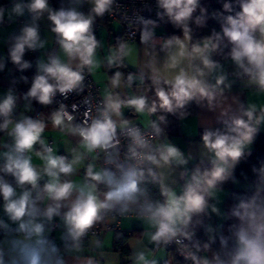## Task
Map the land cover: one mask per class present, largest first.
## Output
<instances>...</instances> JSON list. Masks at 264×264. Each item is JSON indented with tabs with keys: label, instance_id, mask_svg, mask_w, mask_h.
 Here are the masks:
<instances>
[{
	"label": "crops",
	"instance_id": "crops-1",
	"mask_svg": "<svg viewBox=\"0 0 264 264\" xmlns=\"http://www.w3.org/2000/svg\"><path fill=\"white\" fill-rule=\"evenodd\" d=\"M31 2L32 0H7V3L0 8V17L10 21L9 24L0 26V103L8 95H12L14 105L9 115L24 118L33 116L37 112L36 121L45 125L41 134L42 143L38 141L31 151L24 153L39 173V179L34 188L29 184L19 185L13 175L8 182L7 179L5 182L14 188L16 194L14 198H18L24 191H29L30 200L36 203L35 196L40 186L52 181L44 171L45 160L42 159L43 155H47V152L42 151L43 147L51 143L52 155L62 156L66 162L72 163L73 172L68 175L61 173L59 181L71 182L74 189L67 199L59 202L49 199L44 189L41 191V212L35 222L40 223L47 218L43 213L49 206L55 207L56 203L60 204L58 215H54L59 228L53 232L55 243L52 246L37 243L42 239L45 231L41 237L20 231V222L11 220L5 212V201L0 194L2 225L0 264H27L25 252L31 249L39 251L41 264H173L174 253L162 244H157L153 239L157 224L149 219L148 215L123 216L119 220L121 230L128 236L123 244L129 254L125 259L126 263H122L121 254L115 249V235L111 231L93 236L85 243L65 244L63 233L69 226L65 223L64 216L76 201L79 190L83 188L88 191L92 188L100 202L104 201V194L110 190L105 182L92 180L88 175L89 170L92 173L111 172V170L102 165L95 150L89 152L83 146L82 139L69 123L64 120L60 126L53 124V118L58 112L51 102L42 104L27 95L36 76L44 75L41 66L49 64L52 59L58 58L71 68L83 65L79 57L71 58L65 54L60 45L59 34L53 31L55 25L49 17L60 11L59 2L56 6L47 1L46 10L29 14ZM17 5L20 6L21 12L16 11ZM94 8L95 0H64L62 4V10H75L85 18H91L92 23L97 20ZM99 23L93 64L88 67L95 83L99 86L105 108L107 109L110 102L120 105L119 114L109 111L117 128L133 122L145 127L152 124V115L146 105L143 111H137L128 103L132 99L144 98L147 104L148 89L142 83L144 80L173 85L176 76L183 72L204 88V93H201L199 88L190 90L196 103V113L181 118L180 134L157 138L155 143L157 162L153 163V167L166 196V203L173 196L182 197L189 184L203 183L207 186L211 202L205 209L212 218L206 223L205 233L213 235L219 231L225 218L226 190L208 183L210 181L208 167L212 164L218 168H225V163L224 159L221 160L216 155V150L208 147L204 135L211 132L215 126L236 124L237 120L246 122L250 127L264 130V88L255 78H245L243 76L245 70L233 58L228 61L212 62L207 47L193 44L188 36L169 38L163 25L154 26L150 31L141 33L135 41H126L122 38L120 23L106 20H100ZM26 27L36 28L37 46L35 48L25 46L21 63L17 64L12 60V51ZM254 36L256 41H264V34L259 29L254 32ZM205 58L210 60L214 67L206 66ZM24 63H27L28 67H22ZM123 65L131 71L128 81L121 72ZM19 68L22 70L20 75ZM117 73H119L118 79ZM248 112L252 113L251 117L247 115ZM5 121L8 122L7 127L3 126ZM15 124L13 121L0 119L1 169L6 163L7 154L14 151L15 139L11 133ZM170 146L178 149L180 156L171 158L165 163L161 159V154ZM252 147L251 140H244L240 145V151ZM198 164L202 166L200 169L196 167ZM6 174L9 175L1 170V176ZM87 178L92 181L87 182ZM124 209L128 208L123 206L122 202L100 209L98 218L94 222H114L115 218L110 213ZM190 214L191 212L188 216ZM182 222L183 220L177 222L176 230ZM241 232L249 238H258L264 243V217L246 208L245 221L239 225L235 235L242 248L239 238ZM227 255L224 250L220 253L204 251L200 254V262L196 264H223L222 258ZM57 258H61L60 263H57Z\"/></svg>",
	"mask_w": 264,
	"mask_h": 264
},
{
	"label": "clouds",
	"instance_id": "clouds-1",
	"mask_svg": "<svg viewBox=\"0 0 264 264\" xmlns=\"http://www.w3.org/2000/svg\"><path fill=\"white\" fill-rule=\"evenodd\" d=\"M112 3V0H95L94 11L97 15H102ZM160 6L166 11L176 23H183L195 10L197 0H159ZM48 7L47 0H32L29 9L32 12H42ZM227 7V5H225ZM16 11L21 12L19 5ZM51 21L55 25L53 31L60 36V45L69 57H79L83 65L93 64V55L97 42L90 34L91 18H85L83 14L75 10H60L51 14ZM228 22L231 27L224 28V34L233 43L232 58L238 64L242 65L246 58L248 63L253 67L247 69L252 72L255 70V79L264 88V41H256L252 35L257 29L264 34V0H247L242 4V12L238 14V18L229 17ZM38 33L35 27H26L23 35L19 38L18 43L12 51L13 62L20 64L21 57L24 53L25 46L35 48L37 46ZM179 43V41H177ZM199 51V49H197ZM204 63L208 67H214L213 63L205 58ZM22 67H28L24 63ZM44 75H37L28 96L37 99L42 104L51 102V97L55 92L67 93L73 90L83 79L78 71H74L67 64L62 63L58 58L51 60L49 64L42 65ZM49 77L55 83L49 82ZM119 73H117V79ZM116 81H114L115 83ZM199 88L201 93L205 90L200 86L199 82L194 78H189L181 72L176 76L173 83L172 95L178 100L184 97L191 98V89ZM164 106L170 105L168 94L163 90L158 93ZM134 106L137 111H143L146 105L144 98L132 99L128 102ZM14 105V97L8 95L2 103H0V115L7 117L12 111ZM119 103L110 102L107 109L101 114V118L93 120L90 126L74 129L82 137L83 146L89 151L97 148H106L110 145L116 133L115 122L111 119L109 111L119 114ZM155 109L153 108L152 111ZM169 110L171 108L169 107ZM247 115L251 117L252 113ZM68 120L72 117L68 116ZM5 121L4 127H7ZM64 123V117L57 113L53 118V124L60 126ZM238 128H247L242 120H237ZM45 125L40 121H33L25 118L15 124L12 135L15 139L14 151L7 154L6 163L3 171L12 174L19 185L29 184L36 187L39 179V173L33 167L29 157L24 155L25 152L31 151L33 145L41 141V134ZM213 133H206L204 140L208 147L216 150V155L221 159L226 156L236 158L240 155V145L244 140L251 139V130L241 132L239 137L217 136L212 140ZM231 140V143H229ZM143 145V141L137 140ZM180 153L175 147H168L161 154V159L168 163L171 158H179ZM153 162H157L155 157H147ZM45 160L44 171L52 178V181L44 186V191L49 199L59 202L67 199L73 192L74 185L71 182L59 181L61 173L68 175L73 172L72 163L66 162L62 156L52 155V150L47 149V155H43ZM223 169H217L213 175L219 178ZM88 175L92 180L97 182H105L109 186L103 202L98 201L92 188L85 191L83 188L79 190V195L73 203L71 209L65 214V223L69 226V234L73 240H79L86 230L90 228L93 222L98 218L100 209L108 208L113 204L132 201L140 192L138 184L143 178V172L136 168H129L123 171L121 177L117 178L112 172L104 171L102 173H92L89 170ZM209 184L212 183L210 180ZM94 187V186H93ZM0 194H2L5 204V212L13 221H19V229L29 235L41 237L44 231L43 224L37 223L36 218L40 215L39 209L35 203L30 200V192L24 191L18 198L15 197L14 188L0 178ZM204 205V198L197 190L191 186L182 197H172L166 204H149L147 213L149 219L157 224V231L153 236L154 240L162 237L175 235V225L178 221L187 218L188 214L193 211H200ZM59 203L55 207L49 206L43 213L49 220L54 215H58ZM27 217V219H24ZM240 242L242 248L233 260V264H264V243L258 238H249L245 233H240ZM37 243H42L38 240ZM25 258L27 264H41L39 251L35 249L26 250ZM143 257H141L142 259Z\"/></svg>",
	"mask_w": 264,
	"mask_h": 264
},
{
	"label": "trees",
	"instance_id": "trees-1",
	"mask_svg": "<svg viewBox=\"0 0 264 264\" xmlns=\"http://www.w3.org/2000/svg\"><path fill=\"white\" fill-rule=\"evenodd\" d=\"M54 5H58V0H47ZM247 0H197L195 10L183 23H176L166 13L163 22L164 31L169 38L188 36L193 44L205 46L209 49L212 62L228 61L232 58L233 43L224 34V28L231 27L228 22L229 17L238 18L242 12V4ZM7 3V0H0V8ZM227 5V7H225ZM157 26V25H156ZM254 39V32L252 33ZM256 40V39H255ZM243 70L251 69L245 58L241 65ZM121 72L126 81H128L131 71L125 66H121ZM18 74H22L19 68ZM148 89L146 107L152 115V124L158 134L179 135V122L181 118L192 116L196 113V103L193 95L191 98L184 97L177 99L172 95L173 85H167L162 82H151L144 80L142 82ZM134 85V84H133ZM163 90L169 96L170 105L164 106L158 93ZM169 107L171 110H169ZM155 109L152 111V109ZM247 128H238L237 124H226L215 126L210 133H213L212 140L217 136L239 137L241 132L251 130V142L253 147L248 150H241L236 158L227 156L224 159L225 168H218L212 164L209 165L210 180L212 185L226 190L224 199L225 218L218 232L213 235H206V223L212 218V215L205 209L211 202L207 191V186L203 183L189 184L203 196L204 205L200 211H193L183 219L182 224L176 230L186 237V244L193 246L196 251V262H200V254L204 251L221 250L227 252V257H223V264H233V260L241 249L236 239V231L239 225L245 221V209L249 208L257 214L264 217V130H259L248 126ZM199 138V137H198ZM154 163V162H153ZM2 167L0 166V173ZM217 169H223L219 178L214 177L213 173ZM143 178L138 187L140 192L132 201L122 202L128 209L134 208L137 202L147 200L152 205L166 204V196L161 189L159 177L153 167V164L143 169ZM7 175H0L4 181ZM44 186H40L35 199V206L40 208V200ZM103 224V223H100ZM127 234L122 237V246L120 252L122 263H126L128 252L123 246ZM173 264H185L174 254Z\"/></svg>",
	"mask_w": 264,
	"mask_h": 264
},
{
	"label": "built area",
	"instance_id": "built-area-1",
	"mask_svg": "<svg viewBox=\"0 0 264 264\" xmlns=\"http://www.w3.org/2000/svg\"><path fill=\"white\" fill-rule=\"evenodd\" d=\"M63 1L59 0V10H62ZM28 13L33 14L34 12L29 9ZM165 15L166 11L160 6L159 0H112L108 9L102 15H97V20L91 24L90 34L94 36L97 42V33L100 28L99 21H115L122 26L123 40L135 41L141 33L150 31L154 26L160 25ZM9 23L10 21L8 19L0 17V26ZM72 69L80 72L83 79L73 90L67 93L55 92L51 97V104L64 117L67 123L74 129H78L88 127L93 120L101 118V114L106 108L100 95L99 86L95 83L88 65H82ZM243 76L245 78H255V70L252 72L245 70ZM49 82L55 83L51 77H49ZM68 116H71L72 119L68 120ZM25 118L36 121L37 112L33 116L24 118H18L12 115L0 117L2 120L13 121L14 123H19ZM76 133L82 139L79 133ZM157 138V131L153 127H145L138 122H133L121 128L116 127V133L110 145L106 148H97L95 152L99 156L102 165L110 169L119 178L123 171L129 168H136L138 171H142L153 164V160L147 157H155V143ZM137 140L143 141V145L139 144ZM47 149H52L51 143L46 144L42 151L47 152ZM196 167L200 169L202 166L198 164ZM11 175L9 173L7 176V182L10 180ZM86 181L91 182L92 180L87 178ZM149 204L147 200H141L132 209L111 212L110 215L115 218L114 222L103 224L93 222L92 226L86 230L79 240L72 239L68 227L63 233L64 242L69 245L81 244L87 242L93 236H100L106 231H111L115 235L116 249L120 250L122 237L126 234L119 226L120 218L123 216H147L146 209ZM40 223L43 224L45 231L41 239L42 244L54 245L53 232L59 228L58 221L53 216L51 220L46 218ZM155 242L171 250L185 264H195L197 251L193 246L186 244L184 234L176 232L175 235L162 237L155 240ZM56 261L60 263L61 258H57Z\"/></svg>",
	"mask_w": 264,
	"mask_h": 264
}]
</instances>
